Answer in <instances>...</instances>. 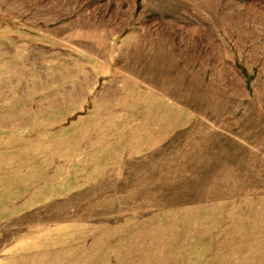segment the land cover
Here are the masks:
<instances>
[{"label":"rangeland","instance_id":"obj_1","mask_svg":"<svg viewBox=\"0 0 264 264\" xmlns=\"http://www.w3.org/2000/svg\"><path fill=\"white\" fill-rule=\"evenodd\" d=\"M0 264H264V0H0Z\"/></svg>","mask_w":264,"mask_h":264}]
</instances>
